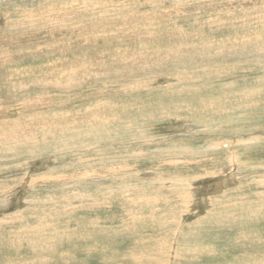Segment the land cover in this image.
I'll list each match as a JSON object with an SVG mask.
<instances>
[{
	"label": "rangeland",
	"instance_id": "obj_1",
	"mask_svg": "<svg viewBox=\"0 0 264 264\" xmlns=\"http://www.w3.org/2000/svg\"><path fill=\"white\" fill-rule=\"evenodd\" d=\"M187 1L0 0V264H264V0Z\"/></svg>",
	"mask_w": 264,
	"mask_h": 264
},
{
	"label": "bare ground",
	"instance_id": "obj_2",
	"mask_svg": "<svg viewBox=\"0 0 264 264\" xmlns=\"http://www.w3.org/2000/svg\"><path fill=\"white\" fill-rule=\"evenodd\" d=\"M180 1H181V0H180ZM188 1H189V0H188ZM188 1H187V2H188ZM100 3H101V2H100ZM176 3H177V2H176ZM99 5H100V4H99ZM74 6H75V5H74ZM58 7H59V6H58ZM74 8H75V7H74ZM253 8H254V7H253ZM261 9H262V8H261ZM81 11H83V10H81ZM129 11H130V10H129ZM193 11H194V10H193ZM195 11H196V9H195ZM215 11H216V10H215ZM73 12H78V13H79V11H73ZM132 12H133V11H132ZM200 12H201V11H200ZM80 13H81V12H80ZM120 13H121V12H120ZM135 13H136V12H135ZM201 13H202V12H201ZM225 13H227V12H225ZM232 13H233V12H232ZM113 14H114V13H113ZM166 14H167L166 16L169 15V13H166ZM253 14H254V13H253ZM66 15H67V14H66ZM66 15H64V16H66ZM92 15H93V14H92ZM110 15H111V14H110ZM116 15H117V14H116ZM246 15H247V14H246ZM1 16H2V15H1ZM67 16H69V15H67ZM134 16H135V15H134ZM161 16H162V14L160 15V17H161ZM256 16H257V15H256ZM256 16H255V17H256ZM154 17H155V15H154L153 17H151V18H154ZM169 17H171V16L169 15L168 18H169ZM180 17H181V16H180ZM220 17H221V16H220ZM261 17H262V16H261ZM2 18H3V17H2ZM54 18H55V17H54ZM58 18L63 19L62 16H59ZM65 18H66V17H65ZM151 18H150V19H151ZM158 18H159V17H158ZM174 18H175V16H174ZM218 18H219V17H218ZM242 18H243V17H242ZM45 19H46V18H45ZM51 19H52V18H51ZM56 19H57V17H56ZM145 19H146V18H145ZM223 19H224V18H223ZM49 20H50V19H49ZM166 20H167V19H166ZM171 20H173V19H171ZM5 21H6V20H5ZM53 21H54V20H53ZM58 21H60V19H59ZM159 21H160V20H159ZM186 21H187V20H186ZM224 21H225V20H224ZM224 21H222V22L224 23ZM249 21H250V20H249ZM60 22H62V21H60ZM75 22H76V21H75ZM167 22H169V21H167ZM171 22H172V21H171ZM209 22H210V21H209ZM229 22H230V21H229ZM233 22H234V21H233ZM149 23H150V22H149ZM161 23H162V22H161ZM120 24H121V23H120ZM144 24H145V23H144ZM144 24H143V25H144ZM171 24H172V23H171ZM232 24H233V23H232ZM92 25H93V24H92ZM202 25H203V24H202ZM202 25H201V26H202ZM218 25H219V24H218ZM137 26H138V25H137ZM188 26H189V25H188ZM112 27H113V26H112ZM170 27H171V26H170ZM206 27H207V26H206ZM3 28H4V27H3ZM164 28H165V27H164ZM213 28H214V27H213ZM128 29H129V28H128ZM166 29H167V28H166ZM176 29H177V28H176ZM233 29H235V28H233ZM248 30H249V29H248ZM255 30H256V28H255ZM199 31H200V30H199ZM232 31H233V30H232ZM114 32H115V31H114ZM239 33H240V32H239ZM242 33H243V32H242ZM81 34H82V33H81ZM203 34H204V33H203ZM87 35H89V34H87ZM193 35H194V34H193ZM214 35H215V34H214ZM136 36H137V35H136ZM140 36H141V35H140ZM197 36H198V35H197ZM200 36H201V35H200ZM200 36H199V37H200ZM202 36H203V35H202ZM202 36H201V37H202ZM259 36H260V35H259ZM143 37H144V36H143ZM205 37H206V36H205ZM205 37H204V38H205ZM101 38H102V37H101ZM193 38H194V37H193ZM196 38H197V37H196ZM207 38H208V37H207ZM207 38H205V39H207ZM214 38H215V37H214ZM210 39H211V38H210ZM210 39H209V40H210ZM235 39H236V38H234V40H235ZM246 39H247V38H246ZM87 40H88V38H87ZM244 40H245V39H244ZM193 41H194V39H193ZM219 41H220V40H219ZM236 41H237V40H236ZM150 42H151V41H150ZM211 42H212V41H211ZM223 42H224V41H223ZM234 42H235V41H234ZM238 42H239V41H238ZM140 45H141V44H140ZM200 45H201V43H200ZM233 45H234V44H233ZM3 46H4V45H3ZM169 46H170V45H169ZM197 46H198V45H197ZM215 46H216V45H215ZM208 47H209V46H208ZM223 48H224V47H223ZM227 48H228V47H227ZM164 49H165V48H164ZM167 49H168V48H167ZM177 49H178V48H177ZM180 49H181V48H180ZM189 49H190V48H189ZM228 49H229V48H228ZM171 50H172V49H171ZM210 50H211V49H210ZM221 50H222V49H221ZM229 50H230V49H229ZM251 50H252V49H251ZM205 51H206V50H205ZM219 51H220V50H219ZM117 53H118V52H117ZM122 53H123V52H122ZM135 53H136V52H135ZM168 53H170V52H168ZM219 53H220V52H219ZM219 53H218V54H219ZM233 53H234V52H233ZM199 54H200V53H199ZM201 54H202V53H201ZM205 54H206V53H205ZM188 55H189V54H188ZM191 55H192V53H191ZM113 59H114V58H113ZM192 60H193V59H192ZM118 61H119V60H118ZM187 61H188V60H187ZM173 64H174V63H173ZM173 64H171V65H173ZM169 70H170V69H169ZM169 70H168V71H169ZM141 72H142V71H141ZM154 72H155V71H154ZM154 72H153V73H154ZM135 73H136V72H135ZM143 74H144V73H143ZM150 76H151V75H150ZM175 76H176V75H175ZM93 78H94V77H93ZM181 79H182V78H181ZM199 79H200V78H199ZM175 84H176V83H175ZM181 84H182V83H181ZM259 103H260V102H259ZM22 129H23V128H22ZM1 135H2V132H1ZM1 135H0V136H1ZM3 135H4V132H3ZM3 137H4V136H3ZM5 138H6V137H5ZM0 139H1V138H0ZM90 148H91V147H90ZM188 150H189V149H188ZM179 152H180V151H179ZM182 152H183V151H182ZM147 154H148V153H147ZM151 154H152V153H151ZM161 154H162V153H161ZM180 154H181V153H180ZM165 155H166V154H165ZM149 156H150V155H149ZM158 159H159V158H158ZM233 164H234V163H233ZM108 170H109V169H108ZM39 178H40V177H39ZM29 180H30V179H29ZM33 180H34V179H33ZM40 180H41V179H40ZM71 180H72V179H71ZM178 180H179V179H178ZM53 182H54V181H53ZM70 183H71V182H70ZM179 183H180V181H179ZM179 183H178V184H179ZM181 183H182V182H181ZM183 183H184V182H183ZM173 184H174V183H173ZM173 184H172V185H173ZM23 185H24V183H23ZM167 185H168V184H167ZM186 185H188V184H186ZM136 186H137V185H136ZM138 186H139V185H138ZM141 186H142V185H141ZM160 186H162V184H161ZM169 186H170V185H169ZM173 186H174V185H173ZM184 186H185V185H183V187H184ZM153 187H154V184H153ZM175 187H176V185H175ZM179 187H180V186H179ZM181 187H182V185H181ZM183 187H182V188H183ZM186 187H187V186H186ZM117 188H118V187H117ZM119 188H120V187H119ZM119 188H118V189H119ZM174 189H175V188H174ZM180 189H181V188H180ZM180 189H179V190H180ZM28 190H29V189H28ZM116 190H117V189H115V191H116ZM177 190H178V189H177ZM118 191H121V189L118 190ZM184 191H186V190L184 189ZM207 192H208V191H207ZM61 193H62V192H61ZM66 193H67V192H66ZM105 193H106V192H105ZM183 193H184V192H183ZM210 193H211V192H209V194H210ZM83 194H84V193H82V195H83ZM85 194H86V192H85ZM103 194H104V193H103ZM187 194H188V193H187ZM257 194H258V193H257ZM66 195H67V194H66ZM121 195H122V194H121ZM155 195H156V194H155ZM185 195H186V194H185ZM74 196H75V195H74ZM74 196H73V197H74ZM183 196H184V194H183ZM152 197H154V196H152ZM209 197H210V196H209ZM261 197H263V196H261ZM261 197H260V198H261ZM75 198H76V197H75ZM115 198H116V197H115ZM121 198H122V196H121ZM134 198H135V197H134ZM154 198H155V197H154ZM51 199H53V198H51ZM69 199H70V198H69ZM79 199H80V198H79ZM79 199H77L76 201L78 202ZM149 199H151V196H150ZM202 199H203V198H202ZM257 199H258V197H257ZM67 200H68V199H67ZM97 200H98V199H97ZM101 200H102V199H101ZM151 200H153V198H152ZM159 200H160V199H158V201H159ZM207 200H208V199H207ZM237 200H238V199H237ZM237 200H236V201H237ZM260 200H262V199H260ZM25 201H27V200H25ZM29 201H30V200H29ZM31 201H32V199H31ZM31 201H30V202H31ZM48 201H50V200H48ZM83 201H84V200H83ZM85 201H86V200H85ZM135 201H136V200H135ZM184 201H185V199H184ZM190 201H191V200H190ZM196 201H197V200H196ZM79 202H81V200H79ZM96 202H97V201H96ZM96 202H95V203H96ZM121 202H122V201H121ZM151 202H152V201H151ZM151 202H150V203H151ZM159 202H160V201H159ZM159 202H158V203H159ZM164 202H165V201H164ZM180 202H182V201H180ZM186 202H187V200H186ZM221 202H222V201H221ZM40 203H41V202H40ZM68 203H69V202H68ZM71 203H72V202H71ZM73 203H75V202L73 201ZM73 203H72V204H73ZM84 203H85V202H84ZM88 203H89V202H88ZM97 203H98V202H97ZM162 203H163V202H162ZM162 203H159V204L161 205ZM188 203H189V202H188ZM226 203H228V202H226ZM66 204H67V203H66ZM72 204H71V205H72ZM81 204H82V203H81ZM124 204H126V203L124 202ZM135 204H136V203H135ZM152 204H153V203H152ZM155 204H156V203H155ZM159 204H158V205H159ZM163 204H164V203H163ZM183 204H184V202H183ZM221 204L224 205V203H221ZM74 205H75V204H74ZM82 205H83V204H82ZM84 205H85V204H84ZM88 205H90V204H88ZM100 205H101V204H100ZM100 205H99V206H100ZM126 205H127V204H126ZM126 205H125V206H126ZM136 205H137V204H136ZM160 205H159V206H160ZM179 205H180V204H179ZM222 205H221V207H222ZM229 205H230V204H229ZM40 206H43V205H40ZM95 206H96V205H95ZM156 206H157V204L154 205L153 207H156ZM174 206H175V205H174ZM181 206H182V205H181ZM82 207H86V206H82ZM89 207H90V206H89ZM157 207H158V206H157ZM183 207H184V206H183ZM237 207H238V206H237ZM31 208H32V207H31ZM31 208L29 207V209H31ZM74 208H75V207H74ZM90 208H91V207H90ZM150 208H151V207H150ZM158 208H159V207H158ZM179 208H180V207H179ZM181 208H182V207H181ZM184 208H185V207H184ZM252 208H253V207H252ZM255 208H256V207H255ZM259 208H260V207H259ZM19 209H21V208H19ZM26 209H27V208H26ZM34 209H35V208H34ZM52 209H53V208H52ZM80 209H82V208L80 207ZM152 209H153V208H152ZM170 209H171V208H170ZM219 209H220V208H219ZM224 209H225V208H224ZM229 209H230V208H229ZM229 209H228V210H229ZM38 210H39V209H38ZM50 210H51V209H50ZM50 210H49V211H50ZM161 210H164V209H161ZM168 210H169V209H168ZM171 210H172V209H171ZM225 210H226V209H225ZM251 210H252V209H250V211H251ZM259 210H260V209H259ZM259 210H258V211H259ZM34 211H35V210H34ZM49 211H48V212H49ZM57 211H58V210H57ZM124 211H125V210H124ZM150 211H151V210H150ZM212 211H213V210H212ZM230 211H231V210H230ZM230 211H229V212H230ZM35 212H37V211H35ZM35 212H34V213H35ZM51 212H52V211H51ZM155 212H156V211H155ZM160 212H161V211H160ZM167 212H168V211H167ZM172 212H173V211H172ZM172 212H171V213H172ZM213 212H214V211H213ZM232 212H233V211H232ZM34 213H33V216H34ZM39 213H40V211H39ZM41 213H42V212H41ZM44 213H47V212H44ZM44 213H43V214H44ZM49 213H50V212H49ZM49 213H48V215H49ZM146 213H147V212H146ZM146 213L144 214L145 216H146ZM148 213H149V212H148ZM161 213H162V212H161ZM164 213H165V212H164ZM215 213H216V212H215ZM220 213H221V212H220ZM227 213H228V212H227ZM251 213H252V212H251ZM31 214H32V213H31ZM54 214H55V211H54ZM136 214H137V213H136ZM166 214H167V213H166ZM204 214L207 215L208 213H204ZM210 214H211V213H210ZM28 215H30V214H28ZM39 215H40V214H39ZM147 215H148V214H147ZM158 215H159V214H158ZM160 215H161V214H160ZM162 215H163V214H162ZM226 215H227V214H226ZM246 215H247V214H246ZM255 215H256V214H255ZM20 216H22V214H20ZM33 216H32V217H33ZM35 216H36V215H35ZM52 216H53V215H52ZM139 216H140V215H139ZM139 216H138V217H139ZM151 216H153V215H151ZM167 216H168V214H167ZM169 216H170V215H169ZM210 216H211V215H210ZM221 216H222V215H221ZM238 216H239V215H238ZM28 217H30V216H28ZM46 217H47V216H46ZM46 217H45V218H46ZM49 217H50V216H49ZM134 217H136V215H135ZM141 217H142V215H141ZM149 217H150V216H149ZM161 217L166 218L165 215H164V216H161ZM228 217H229V216H228ZM228 217H227V218H228ZM250 217H252V216H250ZM255 217H256V216H255ZM255 217H254V218H255ZM258 217H259V216H258ZM12 218H13V217H12ZM22 218H25V217H22ZM39 218H40V217H39ZM168 218H169V217H168ZM211 218H214V217H211ZM229 218H230V217H229ZM42 219H43V218H41V220H42ZM125 219H126V218H125ZM154 219H155V218H154ZM157 219H159V218H157ZM170 219H171V218H170ZM216 219H217V218H216ZM230 219H231V218H230ZM255 219H256V218H255ZM32 220H33V219H32ZM36 220H38V219H36ZM36 220H35V221H36ZM43 220H44V219H43ZM45 220L47 221V219H45ZM45 220L43 221V224H44V222L46 223ZM50 220H52V219H50ZM138 220H139V219H138ZM164 220H165V219H164ZM242 220H243V219H242ZM256 220H257V219H256ZM22 221H23V219H22ZM38 221H39V220H38ZM126 221H127V220H126ZM158 221H159V220H158ZM160 221H161V219H160ZM239 221H240V220H239ZM31 222H32V221H31ZM224 222H225V221H224ZM227 222H228V221H226L225 223H227ZM247 222H248V221H247ZM37 223H38V222H37ZM53 223H54V222H53ZM156 223H157V222H156ZM240 223H241V222H240ZM244 223H245V221H244ZM27 224H28V223H27ZM30 224H31V223H30ZM34 224H35V223H34ZM39 224H40V222H39ZM39 224H38V225H39ZM165 224H166V222H165ZM32 225H33V224H32ZM56 225H57V224H56ZM159 225H160V224H159ZM185 225H186V224H185ZM13 226H14V224H13ZM13 226H12V227H13ZM18 226H19V225H18ZM24 226H26V225H24ZM34 226H36V224H35ZM39 226H40V225H39ZM39 226H38V227H39ZM41 226H42V225H41ZM169 226H170V225H169ZM30 227H31V226H30ZM45 227H46V226H45ZM52 227L54 228V226H52ZM226 227H227V226H226ZM8 228H9V227H8ZM25 228H26V227H25ZM41 228H42V227H41ZM50 228H51V227H50ZM169 228H170V227H169ZM37 229H38V228H37ZM47 229H48V228L44 229V231L47 230ZM55 229H56V228H55ZM55 229H54V230H55ZM58 229H60V228H58ZM167 229H168V228H167ZM1 230H2V229H1ZM7 230H8V229H7ZM28 230H29V228H28ZM38 230H39V229H38ZM38 230H37V231H38ZM41 230H42V229H41ZM52 230H53V229H52ZM11 231H12V230H11ZM25 231H27V230H25ZM30 231H32V230H30ZM50 231H51V230H50ZM153 231H154V230H153ZM155 231H156V230H155ZM174 231H175V230H174ZM182 231H183V230H182ZM13 232H14V231H13ZM27 232H28V231H27ZM47 232H48V231H47ZM151 232H152V231H151ZM165 232H166V231H165ZM165 232H164V233H165ZM254 232H255V231H254ZM28 234H29V233H28ZM151 234H152V233H151ZM192 234H193V233H192ZM86 235H87V234H86ZM257 235H258V234H257ZM39 236H40V235H38V237H39ZM53 236H55V234H54ZM28 237H30V235H29ZM28 237H27V238H28ZM245 237H246V236H245ZM54 238H55V237H54ZM247 238H248V236H247ZM37 239H38V238H37ZM177 239H179V238H177ZM242 239H243V238H242ZM261 239H262V238H261ZM38 240H39V239H38ZM44 240H45V239H44ZM136 240H137V239H136ZM136 240H135V241H136ZM248 240H249V238H248ZM52 241H53V240H52ZM40 242H41V241H40ZM49 242H50V241H49ZM53 242H54V241H53ZM143 242H144V241H143ZM247 242H248V241H247ZM41 243H42V242H41ZM45 243H46V242H45ZM45 243H44V244H45ZM51 243H52V242H51ZM144 243H145V242H144ZM157 243H158V242H157ZM3 244H4V243H3ZM145 244H146V243H145ZM4 245H5V244H4ZM19 245H20V244H19ZM53 245H54V244H53ZM186 246H188V245H186ZM86 247H87V246H86ZM10 248H11V247H10ZM135 248H136V247H135ZM147 248H148V247H147ZM20 249H21V248H20ZM189 249H190V247H189ZM85 250H86V249H85ZM89 250H90V248H89ZM193 250L195 251V249H193ZM191 251H192V249H191ZM191 251H189V252H191ZM113 252H114V251H113ZM197 253H198V252H197ZM194 254H195V253H194ZM87 255H88V253H87ZM5 256H6V255H5ZM17 258H18V257H17ZM67 258H68V257H67ZM67 258H66V259H67ZM103 258H104V256H103ZM66 259H65V260H66ZM66 262H67V260H66ZM72 262H73V261H72ZM170 262H171V261H170ZM27 263H28V262H27ZM7 264H8V263H7ZM69 264H70V263H69ZM71 264H72V263H71Z\"/></svg>",
	"mask_w": 264,
	"mask_h": 264
}]
</instances>
